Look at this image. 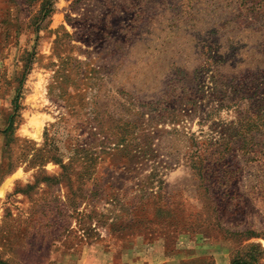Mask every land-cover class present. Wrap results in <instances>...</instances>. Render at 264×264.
Segmentation results:
<instances>
[{
  "label": "rangeland",
  "instance_id": "obj_1",
  "mask_svg": "<svg viewBox=\"0 0 264 264\" xmlns=\"http://www.w3.org/2000/svg\"><path fill=\"white\" fill-rule=\"evenodd\" d=\"M0 262L264 264V0H0Z\"/></svg>",
  "mask_w": 264,
  "mask_h": 264
},
{
  "label": "trees",
  "instance_id": "obj_2",
  "mask_svg": "<svg viewBox=\"0 0 264 264\" xmlns=\"http://www.w3.org/2000/svg\"><path fill=\"white\" fill-rule=\"evenodd\" d=\"M13 103H14V106H13V110H14L16 108L15 100L13 101ZM0 264H3V263L0 262Z\"/></svg>",
  "mask_w": 264,
  "mask_h": 264
}]
</instances>
